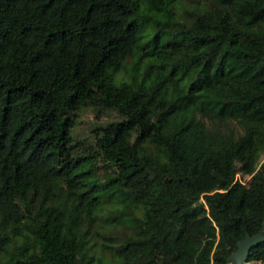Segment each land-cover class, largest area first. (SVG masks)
I'll return each mask as SVG.
<instances>
[{
  "label": "trees",
  "instance_id": "obj_1",
  "mask_svg": "<svg viewBox=\"0 0 264 264\" xmlns=\"http://www.w3.org/2000/svg\"><path fill=\"white\" fill-rule=\"evenodd\" d=\"M263 217L264 0H0V264H226Z\"/></svg>",
  "mask_w": 264,
  "mask_h": 264
},
{
  "label": "rangeland",
  "instance_id": "obj_2",
  "mask_svg": "<svg viewBox=\"0 0 264 264\" xmlns=\"http://www.w3.org/2000/svg\"><path fill=\"white\" fill-rule=\"evenodd\" d=\"M114 116V112L110 110L102 111L97 116L94 115V110L91 107L85 106L79 109L76 114L74 124L72 126V132L75 137L82 139H90V124L93 122H100L106 119H109ZM236 176L240 179L245 180L248 175H242L239 172L236 173ZM257 260L245 261L243 264H256ZM226 264H231L227 262Z\"/></svg>",
  "mask_w": 264,
  "mask_h": 264
},
{
  "label": "water",
  "instance_id": "obj_3",
  "mask_svg": "<svg viewBox=\"0 0 264 264\" xmlns=\"http://www.w3.org/2000/svg\"><path fill=\"white\" fill-rule=\"evenodd\" d=\"M264 240V217L261 219L260 228L255 232L244 234L235 240L234 248L227 255L231 264H243L246 261L248 249L255 243Z\"/></svg>",
  "mask_w": 264,
  "mask_h": 264
}]
</instances>
